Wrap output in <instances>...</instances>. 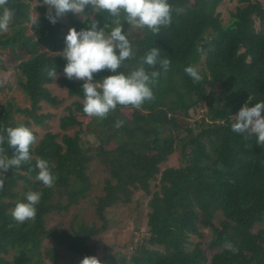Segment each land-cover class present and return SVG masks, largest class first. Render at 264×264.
I'll list each match as a JSON object with an SVG mask.
<instances>
[{"label": "trees", "instance_id": "1", "mask_svg": "<svg viewBox=\"0 0 264 264\" xmlns=\"http://www.w3.org/2000/svg\"><path fill=\"white\" fill-rule=\"evenodd\" d=\"M33 2L38 3V26L30 19ZM224 2L169 0L174 8L184 9L173 12L171 26L162 27L159 34L131 30L135 57L117 72L138 68L141 57L153 47L171 60V70L153 89L154 101H146L140 109L118 105L100 119L84 113L83 81L66 78L67 61L58 53L69 29H87L91 14L84 20L68 13L53 25L42 0L40 5L39 0H9L7 7L14 16L9 31L0 34V57L9 52L19 62V88L30 106L20 107L8 98L0 105V126L23 124L37 140L30 146L32 159L11 169L0 190V264H47V260L57 264L59 249L74 261L95 255L102 264H264V146L254 135L245 139L247 134L231 130L232 116L246 103L264 101V5L242 0L243 6L225 24L218 10ZM92 19L106 31L113 26L107 13H96ZM128 28L125 24L124 30ZM188 66L198 68L200 82L194 83L184 71ZM53 67L57 79L47 75L46 69ZM115 74L102 70L94 79L100 82ZM56 81L74 99L60 123L63 133L49 130L54 115L41 112L43 103L53 107L63 103L50 90ZM214 97L219 102L212 106ZM122 109H132V117L126 118ZM200 110L204 115L196 122V134L181 120ZM78 117L90 121L84 129L66 132L77 125ZM117 120L124 121L119 129L114 126ZM37 127L44 132L40 134ZM111 143L116 146L110 148ZM13 152L9 148L6 154L11 157ZM175 155L180 156V166L169 165ZM37 159L48 161L56 177L52 188L36 179ZM95 167L104 180L93 200ZM29 191L42 193L41 201L35 219L20 224L11 212L17 203L26 202ZM135 195L147 199L150 208L142 241L129 259L111 254L109 247L99 256L110 212L131 204ZM88 201L95 212L93 221L81 216ZM74 208L79 212L69 228L62 223L49 226L55 215ZM218 211L230 221L229 231L212 222ZM203 228L212 230L210 259L201 242L188 249L193 235L203 236ZM229 243L236 251L226 247Z\"/></svg>", "mask_w": 264, "mask_h": 264}, {"label": "clouds", "instance_id": "2", "mask_svg": "<svg viewBox=\"0 0 264 264\" xmlns=\"http://www.w3.org/2000/svg\"><path fill=\"white\" fill-rule=\"evenodd\" d=\"M8 2L0 0V8L3 9L0 14V34L9 31L14 16V11L7 7ZM42 5L47 6L45 15L53 25L68 13L84 20L91 14L90 26L80 31L74 27L69 29L64 41L65 47L58 52L67 61L63 69L66 78L83 81V111L87 116L106 119L118 105L140 109L146 101L155 100L153 89L161 76H166L171 70L172 63L168 57L161 56L160 48L153 47L141 57L138 68L127 73L117 70L122 65L126 68V61L135 57L129 38L131 30L147 29L153 34H159L162 27L171 26L173 12L180 14L183 8H174L169 0H42ZM88 8H91V13L86 11ZM96 13L108 14L113 25L110 31L98 27L99 22L92 19ZM30 19L33 24L39 25V13ZM125 24L129 25L127 31L124 30ZM102 70L117 74L96 82L94 74ZM46 71L50 78L57 79L56 67ZM184 71L194 83L201 81L202 76L197 67L188 66ZM232 119V132L247 134L245 139L254 135L256 143L264 146V101L253 106L246 103ZM123 124L124 121L117 120L114 126L119 129ZM36 140L33 132L23 124L16 127L0 126V190L4 189L7 173L11 169L19 168L32 159L30 146ZM9 148L14 150L11 157L6 154ZM36 168L39 169L36 179L45 187L52 188L56 177L50 171L48 161L37 159ZM41 196L42 193L37 191L27 192L26 202L17 203L12 210L13 219L20 224L34 220ZM226 247L236 251L230 243ZM80 264H102V261L92 255L85 256Z\"/></svg>", "mask_w": 264, "mask_h": 264}, {"label": "rangeland", "instance_id": "3", "mask_svg": "<svg viewBox=\"0 0 264 264\" xmlns=\"http://www.w3.org/2000/svg\"><path fill=\"white\" fill-rule=\"evenodd\" d=\"M252 2L259 1L264 5V0H251ZM37 2H33L31 4V15L36 16L39 13L36 10ZM239 6H243L242 0H225V2L218 9L221 13V19L223 23L227 24L233 13H235L236 8ZM32 23H29L31 26ZM259 28L260 25L257 24ZM29 34H32V31H28ZM17 59L9 52H4L0 57V105L3 104L8 98H14L17 104L20 107H28L30 106L29 101L25 98L23 92L19 88L18 77L19 71L17 70L16 65H18ZM199 68H204V64H200ZM50 90L53 95L57 96L60 100L63 101L61 106L53 107L49 104H42V113H50L53 114L54 117L49 120L50 128L54 132L63 133L61 129V122L63 117L67 114L66 107L69 106L74 99L68 95L66 89L60 87L59 83L56 81L53 85L50 86ZM219 102L218 97H214L210 100L212 106H215ZM122 114L126 118H131L133 111L132 109H122ZM192 116L185 119L181 123L183 126L190 124L193 128H195V133L199 132L198 128H196L197 120L200 121L203 117V113L201 110L199 112H192ZM90 119L88 117H78L77 125L73 126L66 132L72 134L77 130L84 129L87 123H89ZM40 134L43 133V127L36 128ZM110 148L116 146V144L111 143L108 145ZM178 155L173 157V161L169 163V165H181V161L179 160ZM94 183L95 188L91 197L93 200H96L97 196L101 193V189L103 187L104 177L100 171L99 167H95L94 169ZM147 199H144L142 196L135 195L134 201L129 205H121L112 209L109 214L110 224L109 228L106 232L101 234L103 245L98 251V255L101 256L105 253L104 247L110 248V253L116 255L118 257H122L125 259H129L137 245L140 241H142V236L148 230V213L150 212V208L148 206ZM83 211L81 213L82 217H85L89 221H93L95 219V212L92 206H90V201L83 205ZM79 210L74 208L71 213H64L63 216L55 215L52 220L49 221V226H54L57 224H64V227L69 228L70 222L73 219V215L77 214ZM214 225L224 231H229L231 229V223L226 219V217L222 214V212L218 211L212 221ZM203 232V236H195L191 237V244L188 249H191L193 244L201 242L203 248L206 252V255L210 259L214 250H211L208 247V244L212 237V230L203 228L201 229ZM48 246H54L53 242H48ZM59 258L57 264H80L78 261L72 260V257L68 255L65 249H59ZM11 259V257H9ZM47 264H51L49 260H47Z\"/></svg>", "mask_w": 264, "mask_h": 264}]
</instances>
